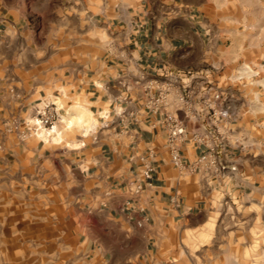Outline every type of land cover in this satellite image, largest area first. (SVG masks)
Listing matches in <instances>:
<instances>
[{
	"label": "crops",
	"instance_id": "0c3cea01",
	"mask_svg": "<svg viewBox=\"0 0 264 264\" xmlns=\"http://www.w3.org/2000/svg\"><path fill=\"white\" fill-rule=\"evenodd\" d=\"M59 1L69 8L61 21L69 23L71 44L57 63V46L47 58L45 27L34 47L28 26L14 29L29 23L30 0H0V200L21 235L15 244L9 226L5 244L35 247L38 261L54 264H191L193 254L206 256L214 245H237V228L222 240L213 222L226 197L264 195V83L231 86L238 119L230 140L244 134L253 146L227 148L221 171L208 177L172 166L159 116H147L136 88L127 93L122 83L165 68L228 72L223 40L230 53L239 50L230 24H264V0ZM54 18L57 29V10ZM95 28L103 36L96 46L88 38ZM250 33L244 37L264 38L257 27ZM47 97L57 104L51 137L20 140L6 130ZM122 110L136 118L126 131ZM148 148L156 155L153 172L133 197L128 188L141 179L139 157ZM198 152L183 145L187 160Z\"/></svg>",
	"mask_w": 264,
	"mask_h": 264
},
{
	"label": "built area",
	"instance_id": "2783aa9c",
	"mask_svg": "<svg viewBox=\"0 0 264 264\" xmlns=\"http://www.w3.org/2000/svg\"><path fill=\"white\" fill-rule=\"evenodd\" d=\"M223 68L211 66L199 72L165 68L156 76L122 83L127 93L136 88L142 111L147 116H159L158 121L166 130L162 147L172 166L179 171L200 173L204 177L216 175L222 169L221 156L227 148L242 150L253 146V143H244V134L230 140L238 119L232 109L231 86L244 88L254 84L264 64L241 63L231 72L222 73ZM119 114L123 117L122 130L126 131L130 121L136 120L135 113L122 110ZM35 115V121L32 126H26L27 130L36 135L39 131L47 135L53 132L58 115L51 104L36 108ZM27 133L20 131L23 138ZM185 143L199 149L192 160L183 155ZM155 156L154 149L148 148L139 157L141 179L134 180L128 188L133 197L139 196L143 181L151 177Z\"/></svg>",
	"mask_w": 264,
	"mask_h": 264
},
{
	"label": "rangeland",
	"instance_id": "374dc122",
	"mask_svg": "<svg viewBox=\"0 0 264 264\" xmlns=\"http://www.w3.org/2000/svg\"><path fill=\"white\" fill-rule=\"evenodd\" d=\"M34 0H30L29 6L24 8L25 13H29V23L19 22L14 24L15 30L21 31L22 28L29 27L31 38L29 45L34 47L37 42L42 43L43 35H38L39 29L45 27L47 37H43L47 58H52V50L57 46V63L60 61L59 51L70 47L71 38L69 37L68 27L69 23L61 21V15L69 14L68 6H61L59 0H48L45 6L37 8L34 6ZM57 10V29L53 22L54 11ZM38 12L42 14V19L38 21ZM40 27V28H39ZM230 27L238 34L237 42L239 43V50L230 53L229 40H223L221 51L223 53L222 61L228 66L227 71L241 63H251L255 65L264 64V38L244 37L245 33L252 32L254 27L258 32L264 30V24L252 23H233ZM57 30V37H54V31ZM49 33V34H48ZM84 36V37H83ZM81 37L82 44L86 40V36ZM90 40H93L94 46L97 41H101L103 36L99 29H94L92 35H88ZM80 42V41H79ZM255 82L264 83V69L255 77ZM43 103L33 107L31 115L21 121L11 119L6 123V130L13 132L20 140L34 136L40 140L49 138L54 133L50 132L34 134L31 130H27L26 126H32L35 121V110L44 104H51L57 113V104L54 99L47 97ZM58 115V114H57ZM261 119H264L262 116ZM261 121V120H260ZM57 122V120H56ZM56 124V123H55ZM11 127V130L8 128ZM20 131H27L26 137H22ZM264 132V131H262ZM0 264H54L43 261H38L37 251L35 247H25L20 245L7 246L5 243L6 229L9 226L13 227L14 243L20 242V231L17 228L20 226V221H16L14 216L13 223L8 220L6 215L5 200H0ZM11 219V215L9 216ZM214 224L217 225L216 234L222 240L225 235L229 233L230 228H237V245L217 246L214 245L209 248L206 256L200 254L192 255L191 264H264V195L255 192L244 195L242 198H228L222 201L220 211L215 216ZM234 233H232V237ZM229 238L231 233H229ZM19 238V241L17 240ZM247 238L248 244L245 246ZM208 260L206 262L205 260Z\"/></svg>",
	"mask_w": 264,
	"mask_h": 264
},
{
	"label": "bare ground",
	"instance_id": "6f19581e",
	"mask_svg": "<svg viewBox=\"0 0 264 264\" xmlns=\"http://www.w3.org/2000/svg\"><path fill=\"white\" fill-rule=\"evenodd\" d=\"M85 118V117H84Z\"/></svg>",
	"mask_w": 264,
	"mask_h": 264
}]
</instances>
